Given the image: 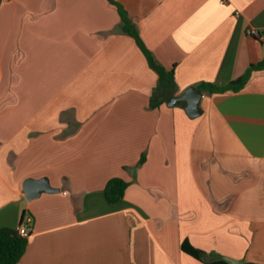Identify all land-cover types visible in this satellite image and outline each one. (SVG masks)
<instances>
[{"label": "crops", "instance_id": "0c3cea01", "mask_svg": "<svg viewBox=\"0 0 264 264\" xmlns=\"http://www.w3.org/2000/svg\"><path fill=\"white\" fill-rule=\"evenodd\" d=\"M115 1L174 67L157 105L158 74L115 4L0 0V227L29 226L16 264H264V69L202 91L195 116L170 104L264 59V35L246 32L264 27V0ZM112 177L129 182L116 203ZM27 178L56 189L27 199Z\"/></svg>", "mask_w": 264, "mask_h": 264}, {"label": "trees", "instance_id": "16d2710c", "mask_svg": "<svg viewBox=\"0 0 264 264\" xmlns=\"http://www.w3.org/2000/svg\"><path fill=\"white\" fill-rule=\"evenodd\" d=\"M110 3L115 4L119 12L122 16L123 20V30L132 35L142 51L144 52L150 67H152L158 74V85L154 90V95L152 96V105H157L155 102L156 94L158 91L167 92L176 88L175 81V70L174 67L168 69L163 64L158 62L154 57L151 50L145 45L142 40L140 34L134 27V25L130 22L127 17L126 12L123 10L121 5L115 0H109ZM264 69V59L260 60L257 63H253L250 65L248 70L242 76L232 80L227 86H218L212 82H201L198 84V88L201 91L214 93L221 92L226 90H234L237 91L241 89L248 78L250 77L253 70H261ZM145 159V155L142 154L140 163ZM129 182L121 177H112L110 178L104 188V193L106 199L110 203H116L120 201L125 193L126 188L128 187ZM23 222L21 219L20 223ZM28 244V236L21 235L16 228L12 227H0V264H16L23 254L26 251ZM184 249H186L189 253L194 255L195 257L201 259L202 251L196 249L188 244H183ZM208 264H230L225 259H219L214 261H208ZM243 264H260L257 261H246Z\"/></svg>", "mask_w": 264, "mask_h": 264}, {"label": "water", "instance_id": "95a60500", "mask_svg": "<svg viewBox=\"0 0 264 264\" xmlns=\"http://www.w3.org/2000/svg\"><path fill=\"white\" fill-rule=\"evenodd\" d=\"M202 91L196 86H189L183 94L175 96L171 99L170 104L175 103L177 100L186 101V111L189 115L195 116L201 112L200 100ZM56 188L52 187L46 178H27L24 181L25 197L32 199L39 196L41 191H54ZM231 264H243L242 260L226 257Z\"/></svg>", "mask_w": 264, "mask_h": 264}, {"label": "built area", "instance_id": "2783aa9c", "mask_svg": "<svg viewBox=\"0 0 264 264\" xmlns=\"http://www.w3.org/2000/svg\"><path fill=\"white\" fill-rule=\"evenodd\" d=\"M222 2H224V0H222ZM247 34L249 36H259L261 34L264 35V27L262 28H258V27H253V26H250L247 28L246 30ZM16 229L18 230V232L21 234V235H24V236H28V233H29V226L27 223L25 222H21L19 223L17 226H16Z\"/></svg>", "mask_w": 264, "mask_h": 264}]
</instances>
